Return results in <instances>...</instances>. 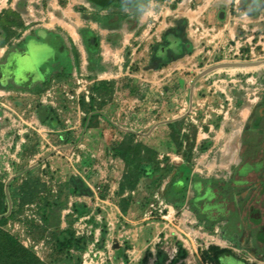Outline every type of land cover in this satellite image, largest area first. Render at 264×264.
<instances>
[{
	"label": "rangeland",
	"instance_id": "rangeland-1",
	"mask_svg": "<svg viewBox=\"0 0 264 264\" xmlns=\"http://www.w3.org/2000/svg\"><path fill=\"white\" fill-rule=\"evenodd\" d=\"M2 1L0 12L20 10L25 27L0 46V61L9 49L23 50L31 38L49 49L33 48L30 57L19 59L21 68L31 71L25 85L16 82L15 70L6 75L7 86L0 82V178L20 183L31 170L30 178L38 185L28 203L9 199L10 210L0 217V225L47 264H76L78 257L80 264H203L208 261L203 252L212 246L229 248L222 257L226 264H264L249 243L245 225L229 237L223 236L219 223L207 230L197 214L203 203L192 199L197 177L203 182L215 178V199L225 210L219 222L226 223L236 207L242 222L248 219L252 201L247 192L257 188L259 177L252 172L246 175V185L234 199L221 198L217 187L222 184L224 192L233 191V184L226 183L241 177L239 168L246 170L242 164L250 162L248 157L241 161L239 153L264 93V6L256 14L243 0H228L217 9L212 6L213 11H225L222 19L212 10L207 21L202 18L205 27L214 25L215 30L204 33L197 29L198 21L187 23L192 50L156 69L148 66L153 43L176 24L175 9L182 0H148L136 20L129 9L123 11L129 16L114 27L84 18L94 12L85 0H41L33 14L28 0ZM198 1L193 0L192 6ZM58 3L73 10L69 18L76 29L71 35L50 26L51 33L64 40L67 61L57 39L48 43L41 33L49 20L43 17ZM75 12L80 13L81 23L76 22ZM55 15L64 14L59 10ZM84 29L99 37L97 63L96 54L84 43ZM222 62L254 64L222 66L201 74ZM100 80L112 84L105 89L99 113L88 123L82 97L89 100L91 87ZM172 121L178 123V133L169 126ZM125 140L154 148L156 160L144 162L142 168L158 164L161 170L150 182L140 178L134 187L126 183L121 189L127 164L114 155V148ZM70 176L84 180L90 191L66 196ZM181 179L182 193L175 194ZM74 201L82 204V213L73 210ZM164 205L173 207L167 218L159 212ZM61 231L80 239L70 247L71 256L54 246Z\"/></svg>",
	"mask_w": 264,
	"mask_h": 264
},
{
	"label": "trees",
	"instance_id": "trees-1",
	"mask_svg": "<svg viewBox=\"0 0 264 264\" xmlns=\"http://www.w3.org/2000/svg\"><path fill=\"white\" fill-rule=\"evenodd\" d=\"M89 1L94 7H96V12H91L89 14H84L83 16L86 19L94 20L97 23H101L104 25H108L114 27L117 22L121 19H125L129 16V14L124 13L126 8H131L133 11V15L135 16V20L138 18V13L144 8V5L147 3L148 0H87ZM245 5L249 8L252 14L258 13L259 9L264 6L259 4L257 1L250 5L246 1L244 2ZM107 10L106 13L101 14L100 10ZM187 25V21L184 18H179L176 20V24L167 28L162 36L161 41H156L153 43V50L151 54V58L149 60V67L152 68H161L164 65H167L174 59H178L183 56L186 52H190L193 48L192 43L187 38V33L185 31ZM25 27L24 20L22 18L21 12L18 9L7 8L0 12V46L6 44L13 36L18 35V29H23ZM83 40L87 46V50L92 53L96 54L94 57L95 62L97 63L100 59L98 55L99 49V37L94 34L89 29H84ZM48 43H50L51 39H57V48L63 55V59L67 61L64 54L65 43L63 38L56 34L53 35L48 30H42L41 32ZM40 39L38 38H31L28 40L27 44L24 46L23 50H17L15 48L9 49L6 51L5 55L2 57L0 61V82L3 86H7L6 83V75L13 70L19 73V80H16L21 86L25 85V77H29L31 74L30 70L22 69L19 65V59L21 57H30L31 49L36 47L37 42ZM33 42L31 48L29 44ZM52 46V45H51ZM35 49H49V47H36ZM76 55L78 57V51L75 48ZM34 71H32L33 73ZM27 74V75H26ZM108 80H100L95 82V84L91 87L92 91L89 100H86L85 97H82L81 106L84 111L90 115L88 123L91 122L92 118L98 114V109L104 104V99L106 95V90L108 89L109 85ZM112 84V83H111ZM37 85V84H36ZM38 86V85H37ZM94 91H97V94H94ZM99 102V105L96 102ZM262 99L264 101V93L262 95ZM42 111V110H41ZM259 124V120L255 122V125ZM169 126L172 128V132H179L180 128L177 122H169ZM207 148V145L203 146V149ZM114 155L122 156L127 164V172L125 173L121 189L124 188L126 183H130V187H134V183H137L140 178H143L146 182L152 181L153 177L159 173L161 168L158 164H155L152 168L146 166L142 168L144 162H150L156 160V151L154 148L144 144L142 142H135L130 143L127 140L121 142L116 148H114ZM28 175L22 179V182L17 183L15 178L5 181L0 178V217L3 218L7 215L10 210L9 199L12 200L13 203L22 201L24 203L30 202L35 192L38 190L37 183H34L31 180V170H27ZM238 173L241 177L236 179H229L226 184H233V191L227 190L223 191L222 184H219L217 189L219 190V194L221 198H232L234 199L236 193H239L244 187L245 181L244 175L245 173L241 170H238ZM160 174V173H159ZM158 174V175H159ZM196 179V178H195ZM197 180H201L197 177ZM196 181V180H195ZM194 181V182H195ZM216 181L215 178H210L207 182ZM225 183V182H222ZM196 187H198L197 182L193 183ZM184 185V180H179L175 187V194L182 193V187ZM90 189L88 188L87 184L81 178L77 176H70L69 182L66 188V196L72 195H79L82 193L89 192ZM197 195H202L200 193V189H198ZM200 203H203V206H206L207 200L205 197L201 198ZM142 203H146V200L140 199ZM193 200H191V206L196 208V204ZM237 204V203H236ZM73 210L79 214L82 213V204L80 202L74 201ZM206 209V210H205ZM123 211H126L123 208ZM207 207L201 210V214L199 216L200 221H205V228L207 230H212L214 224L221 219L224 215V208L223 205L220 203L219 212L220 216L217 218L213 216V214L206 213ZM232 226L235 227L236 223L240 222V212L239 209L237 211H232ZM203 214V215H202ZM231 226V227H232ZM224 229V227H222ZM225 231V230H224ZM223 231V236L227 237V232ZM80 243L79 238H75L72 234L68 232L61 231L55 241L54 246L56 247L58 252H65L67 256H71L70 247ZM184 253V252H183ZM230 253L229 248L225 247H217L212 246L208 247L204 250V258L208 261L213 262L214 264L223 263L222 257ZM81 259L78 257L77 263L80 264ZM0 264H47L32 248L25 245L14 233L5 229L0 225Z\"/></svg>",
	"mask_w": 264,
	"mask_h": 264
},
{
	"label": "flooded vegetation",
	"instance_id": "flooded-vegetation-1",
	"mask_svg": "<svg viewBox=\"0 0 264 264\" xmlns=\"http://www.w3.org/2000/svg\"><path fill=\"white\" fill-rule=\"evenodd\" d=\"M258 2L261 5H264V0H246L250 5H253L255 2ZM259 120V124L255 125V122ZM251 129L254 133H251ZM264 101L261 99L259 107L256 109L255 116H253L246 132L242 138V147L239 155L241 156V161L244 158H250V162H243L242 167L246 166V170L239 168V170L245 173V179L248 180L249 173H253L255 176L259 177L255 183H259L257 188H253L252 185H248L246 188L252 187L253 192L248 190L247 199L252 201L248 207V219L245 221V232L249 234V243L253 248H256V253H260L264 258V196H259L264 194ZM247 163V164H246ZM248 165V166H247ZM211 177H208L210 179ZM232 179H236L231 177ZM195 181V180H194ZM198 184L196 187L193 184L195 190V196L192 199L200 200L202 197H205L207 200L206 206L207 210L219 204V200L216 201V196L214 195V190L212 188L213 182H203L202 180H196L194 183ZM204 186V187H203ZM201 187H203L201 189ZM198 189L202 195H197ZM254 190L257 192L255 193ZM191 201V200H190ZM202 207L201 210L204 209ZM206 210V209H205ZM199 211V210H198ZM199 214V212H197ZM225 223V222H224ZM243 230V229H241ZM233 234H238L237 231H233ZM261 249V250H260Z\"/></svg>",
	"mask_w": 264,
	"mask_h": 264
},
{
	"label": "crops",
	"instance_id": "crops-1",
	"mask_svg": "<svg viewBox=\"0 0 264 264\" xmlns=\"http://www.w3.org/2000/svg\"><path fill=\"white\" fill-rule=\"evenodd\" d=\"M85 1L87 3H84V4L86 6L88 5L89 6V9H92V11H94V12L97 11L96 7H94L89 1H87V0H85ZM192 1L193 0H182L181 1V6L179 5L177 7V9H175V10L179 11V14H177L178 16L176 15L174 17L175 18H184V19H186L187 23H189V24L190 23H194L195 21H198L199 24H203L204 25L202 18L207 21L206 14H207V12L209 10H212V9H210L212 6L216 7V9H217L218 6H221L223 3L226 5V3L228 2V0H199L195 4V6L193 7L192 4H191ZM245 1L246 0H243V3ZM246 4H247V2H246ZM53 6H54L53 7L54 10H51V11L49 10L48 11V15H46V17H43V18H49L48 21H45L43 23V25H44V28L43 29H45V30H48L49 29L48 31L49 32H52L51 31L52 27H50V26H54V28H57V26H58V27H60L64 31L67 30V32L69 34H71V35H73L72 33H74V32L76 33V29H74L72 23H70V18H69V15L71 13H73V10H71L67 6H65V8H64L59 3H58L57 6H55V5H53ZM129 9H131V8H126L125 11H128ZM59 10L63 12V14H64L63 17H60L58 15H55V12H57ZM99 12L101 14H104V13L107 12V10L104 9V10H100ZM212 12L215 15H218L220 19H222L223 17H225V11L222 10V9H218V10H214V11L212 10ZM75 13H77V16H76V14H73V15H74L75 18L77 17V19H78V20L76 19L77 20L76 22L81 23L82 22V19L80 17V13L79 12H75ZM146 15L147 14H145L144 17L147 18ZM144 17H142V21H143V18ZM216 19L217 18L214 17L213 18V21H216ZM162 20L166 21L165 19H162ZM90 22H91V24H93V22L94 23H97L94 20L93 21L91 20ZM174 25H175V23H172L167 28H169L171 26H174ZM213 27H215V26L213 25ZM166 29H164L162 31V33L160 34L161 36H162L163 32ZM200 200L202 201V199H200ZM200 200H199V202H200ZM216 206H220V203L218 205H216ZM216 206H215V208H216ZM212 208L214 209V207H212ZM212 208H211V210L208 209V211H206V213L207 214H212L213 213V216L216 217V218L218 216H220V212L218 211L219 208L215 212L212 211ZM236 211H237V207H236ZM216 212H217V214H216ZM199 215L200 214H198V216ZM224 215H225V213H224ZM224 215H223V217H221V219L224 218ZM232 219H233L232 218V213L230 212L229 215H227V222L226 223H221V222H219L220 219H218V221L214 225H216V224L219 223L218 224V227L219 228L220 227L221 228L224 227V229L222 228V230L223 231L225 230L227 232V237H229L230 235L233 234L232 233L233 231H237V233H239L241 231L242 227L245 225V221L243 220L244 222H242V220H241L240 222L236 223V226L235 227H233L232 226V223L234 222V220H232Z\"/></svg>",
	"mask_w": 264,
	"mask_h": 264
},
{
	"label": "built area",
	"instance_id": "built-area-1",
	"mask_svg": "<svg viewBox=\"0 0 264 264\" xmlns=\"http://www.w3.org/2000/svg\"><path fill=\"white\" fill-rule=\"evenodd\" d=\"M5 2H7V0H5ZM40 2H41V0H28V10H29V12L33 14L35 9H36L35 5L39 4ZM40 10H41V12H43L42 8H40L39 11ZM200 27L202 28L204 33L205 32L206 33H210V31H214L215 30V27H212V26L211 27H205L203 24H199L197 29H199ZM166 208H167V210H165ZM165 211L167 213H165ZM172 211H173V207L170 206V205H164V207L159 208L160 216L163 217V218H167L168 216H170ZM213 242L218 243V240H213ZM172 250L175 251L176 248H173ZM203 264H214V263L211 262V261H207V262H204Z\"/></svg>",
	"mask_w": 264,
	"mask_h": 264
},
{
	"label": "water",
	"instance_id": "water-1",
	"mask_svg": "<svg viewBox=\"0 0 264 264\" xmlns=\"http://www.w3.org/2000/svg\"><path fill=\"white\" fill-rule=\"evenodd\" d=\"M42 47V48H45L46 46H42V44H40V43H37L36 44V47ZM35 47V48H36ZM48 47V46H47ZM251 64H254V62H222V63H217V64H215V65H212V66H210V67H208V68H206V69H204L202 72H201V74H205L206 72H209V71H211V70H213V69H215V68H217V67H222V66H231V65H234V66H241V65H251Z\"/></svg>",
	"mask_w": 264,
	"mask_h": 264
}]
</instances>
